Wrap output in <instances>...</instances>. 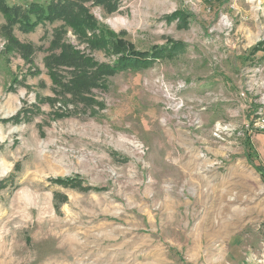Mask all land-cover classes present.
Listing matches in <instances>:
<instances>
[{"label": "rangeland", "instance_id": "374dc122", "mask_svg": "<svg viewBox=\"0 0 264 264\" xmlns=\"http://www.w3.org/2000/svg\"><path fill=\"white\" fill-rule=\"evenodd\" d=\"M118 2L88 3L79 30L15 27L31 63L0 12V264H264V0ZM60 30L99 64L182 49L86 108L45 67Z\"/></svg>", "mask_w": 264, "mask_h": 264}, {"label": "trees", "instance_id": "16d2710c", "mask_svg": "<svg viewBox=\"0 0 264 264\" xmlns=\"http://www.w3.org/2000/svg\"><path fill=\"white\" fill-rule=\"evenodd\" d=\"M93 3L105 9L108 14L119 10L118 0H51L46 6L32 3L27 7L20 5H9L6 0H0V12L5 16L6 23L1 28V33L29 63L35 49L30 45H23L14 38V28L19 27L23 33L32 32L38 24L60 21L65 26L73 29H81L83 26V15L88 11L87 4ZM66 34L64 30L56 33L51 44V54L44 59L48 75L53 83L56 93L62 94L64 98L70 97V102L77 105L82 103L86 108L96 104L92 97L93 91L102 89L106 78L114 76L120 69L128 64L148 65L155 58H162L164 53L169 57L176 54V50L182 49L181 43H172L171 48L166 50H155L154 53H140L131 51L120 58L115 65L99 64L93 58L78 52L72 46L63 42ZM132 49V47H130ZM173 49V51L169 52ZM260 51L257 48L256 52ZM67 75L63 76L62 72ZM17 121V119H14ZM61 185H69L70 179H58Z\"/></svg>", "mask_w": 264, "mask_h": 264}, {"label": "built area", "instance_id": "2783aa9c", "mask_svg": "<svg viewBox=\"0 0 264 264\" xmlns=\"http://www.w3.org/2000/svg\"><path fill=\"white\" fill-rule=\"evenodd\" d=\"M257 120V128L260 130H264V112L260 113Z\"/></svg>", "mask_w": 264, "mask_h": 264}, {"label": "bare ground", "instance_id": "6f19581e", "mask_svg": "<svg viewBox=\"0 0 264 264\" xmlns=\"http://www.w3.org/2000/svg\"><path fill=\"white\" fill-rule=\"evenodd\" d=\"M238 214H239V212L236 213L234 216H235L236 218H240V217H242V216H239Z\"/></svg>", "mask_w": 264, "mask_h": 264}]
</instances>
